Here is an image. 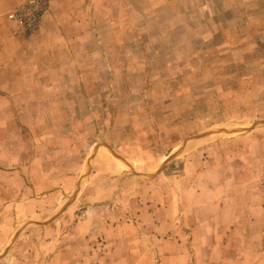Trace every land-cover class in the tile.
<instances>
[{
  "label": "rangeland",
  "instance_id": "rangeland-1",
  "mask_svg": "<svg viewBox=\"0 0 264 264\" xmlns=\"http://www.w3.org/2000/svg\"><path fill=\"white\" fill-rule=\"evenodd\" d=\"M24 2L0 264H264V0H50L32 31Z\"/></svg>",
  "mask_w": 264,
  "mask_h": 264
},
{
  "label": "built area",
  "instance_id": "built-area-1",
  "mask_svg": "<svg viewBox=\"0 0 264 264\" xmlns=\"http://www.w3.org/2000/svg\"><path fill=\"white\" fill-rule=\"evenodd\" d=\"M49 4L50 0H25L22 5L14 8L8 17L21 30L32 31L47 11Z\"/></svg>",
  "mask_w": 264,
  "mask_h": 264
},
{
  "label": "bare ground",
  "instance_id": "bare-ground-1",
  "mask_svg": "<svg viewBox=\"0 0 264 264\" xmlns=\"http://www.w3.org/2000/svg\"><path fill=\"white\" fill-rule=\"evenodd\" d=\"M193 142H194V143H191L190 145H193V144L195 145V144H197V141H193ZM187 148H188V147H187Z\"/></svg>",
  "mask_w": 264,
  "mask_h": 264
}]
</instances>
